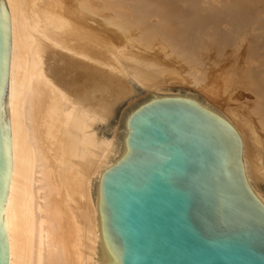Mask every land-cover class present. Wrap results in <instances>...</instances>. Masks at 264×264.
Listing matches in <instances>:
<instances>
[{"label": "bare ground", "instance_id": "1", "mask_svg": "<svg viewBox=\"0 0 264 264\" xmlns=\"http://www.w3.org/2000/svg\"><path fill=\"white\" fill-rule=\"evenodd\" d=\"M5 2L7 264L117 262L103 233L100 179L127 152L129 114L158 98L193 101L232 125L264 206V0ZM220 67L228 86L253 93L245 114L206 101L208 75ZM136 92L142 99L111 124L114 106Z\"/></svg>", "mask_w": 264, "mask_h": 264}, {"label": "water", "instance_id": "2", "mask_svg": "<svg viewBox=\"0 0 264 264\" xmlns=\"http://www.w3.org/2000/svg\"><path fill=\"white\" fill-rule=\"evenodd\" d=\"M9 32L8 6L0 0V105ZM7 115L0 107V264H7ZM126 127L127 152L100 179L113 264H264V206L244 176L238 135L225 118L182 97H163L134 108Z\"/></svg>", "mask_w": 264, "mask_h": 264}, {"label": "rangeland", "instance_id": "3", "mask_svg": "<svg viewBox=\"0 0 264 264\" xmlns=\"http://www.w3.org/2000/svg\"><path fill=\"white\" fill-rule=\"evenodd\" d=\"M109 1L112 2V3L116 2L115 6H126V7H129V6H132V4L134 3L135 0H109ZM214 70H216L218 74H216V71H214ZM221 71H222V73H221ZM223 71L224 72H227V71H229V69H225L224 68V70H223V68H221V67L220 68H217V69L215 68V69H212L211 75H208V77L210 79V84L207 87L208 88L207 89L208 90V93L205 95L206 101L207 102H210V104L213 103L218 109L220 108V110H225L228 107H233V108L237 109L240 113H244L245 114V110H244V107L243 106L246 103L250 102L251 101V98H252V100L254 99L253 93L251 92V90H248V91L243 90L242 89L243 87H241V85H238V86L237 85L236 86L235 85H229L228 86L227 85V81H226V79L228 78V75L226 73H224ZM234 87H236V88L238 87L237 90ZM133 88L136 89V90H138V87H135L134 86ZM244 88H246V87H244ZM172 92L173 93H177L179 91L177 90V87H175V88H173ZM183 92H189V90H185L184 89L182 91V93ZM143 96H144L143 93L136 92V94H134L133 97L134 98H137L138 97L137 100L134 99L133 97H131V98L127 99V100L126 99H123V101H121L119 103L120 105L119 104H116L114 106L116 108V109L114 108L115 109L114 112L115 111L116 112L114 113L115 115L113 114V117L111 118L112 120H111L110 123L111 124L118 123L119 120H120V118H121V114L130 105H132L134 102L140 101ZM128 100H130V102H128ZM126 104H127V106H126Z\"/></svg>", "mask_w": 264, "mask_h": 264}]
</instances>
